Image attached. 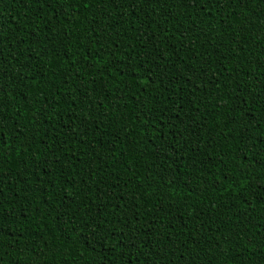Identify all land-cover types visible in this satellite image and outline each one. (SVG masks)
<instances>
[{
    "label": "trees",
    "instance_id": "16d2710c",
    "mask_svg": "<svg viewBox=\"0 0 264 264\" xmlns=\"http://www.w3.org/2000/svg\"><path fill=\"white\" fill-rule=\"evenodd\" d=\"M262 27L264 0H0V264H126L146 231L139 264H264Z\"/></svg>",
    "mask_w": 264,
    "mask_h": 264
},
{
    "label": "snow or ice",
    "instance_id": "6c2138e0",
    "mask_svg": "<svg viewBox=\"0 0 264 264\" xmlns=\"http://www.w3.org/2000/svg\"><path fill=\"white\" fill-rule=\"evenodd\" d=\"M60 3H64L66 2V0H59ZM195 2V0H193V3ZM230 2H235V3H239V0H225V3H230ZM113 3V7H119L121 0H112ZM88 5H85V7H87ZM189 6H192L191 4ZM64 15H67V13H64ZM94 31H97L98 33H103V28H98V29H93ZM261 31L264 32V27L261 28ZM6 73H0V80L3 79V75ZM154 115V113H150V112H144L143 116H144V123H150L152 120V116ZM178 115V114H177ZM179 118V116H178ZM163 122V121H162ZM165 123V126H167V122H163ZM181 123H184L183 120H181ZM235 123V121H234ZM10 127L7 123V121L3 118L2 115H0V152H3L6 148H12L13 144L10 142L11 138L8 137L5 134V130L6 128ZM188 125H185V130H187ZM248 128H251V125H248ZM194 132H196V130H193ZM196 134L198 135L199 133L196 132ZM21 136H23V133L19 130L16 131V138L20 139ZM241 139L243 140V145L242 147H244V156L247 157L249 155H251V153L248 151L249 148H256L258 145L260 146H264V132H261L260 135L258 137H253L247 134V129L244 130V134L241 136ZM171 146V145H170ZM56 163H59V160L57 159ZM255 164L261 168L264 169V153H261V156L256 159ZM171 167V165H169V168ZM175 174H173L174 176ZM166 182H170V181H166ZM262 196H264V193L261 194ZM133 207H135V205H133ZM3 211L4 209L2 207H0V234H2L4 232L5 228H9L11 229V226L8 224H5V220L6 219H10V217H5L3 216ZM156 219H158V216L156 217ZM155 223V221H154ZM12 231H14V229H12ZM139 229L136 230L137 234H139ZM152 233L150 232H145L144 235L142 237H140V242L137 243V235H130V236H126L124 234L120 235V238L118 240V243L120 244V254L123 257L124 253L127 252L129 254V259L126 261V264H132L133 260L137 261V264H139V257L135 256L132 254V250L133 249H139L142 253L143 250L149 247V244L151 243L150 237H151ZM95 237H93L94 239ZM168 239H172L171 236L168 237ZM157 254H159V252H157Z\"/></svg>",
    "mask_w": 264,
    "mask_h": 264
}]
</instances>
